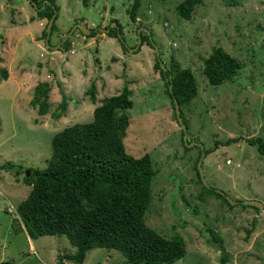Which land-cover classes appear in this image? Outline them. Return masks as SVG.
<instances>
[{"label": "rangeland", "instance_id": "374dc122", "mask_svg": "<svg viewBox=\"0 0 264 264\" xmlns=\"http://www.w3.org/2000/svg\"><path fill=\"white\" fill-rule=\"evenodd\" d=\"M133 1L57 0L59 16L47 42L50 20L39 16L30 0H0V69L8 73L6 80L0 73V166L12 162L24 172L46 168L53 136L67 126L91 122L102 99L127 85L134 106L127 111L126 149L136 157L149 153L157 173L146 223L168 238L179 233L186 242V255L173 264H264V213L228 205L203 186L196 169L198 157L217 141L264 137V0H204L190 20L178 14L181 0H142L136 22L129 14ZM113 19L123 26L129 50L104 32ZM83 21L102 31L95 37L79 27L72 32ZM139 29L152 32L154 48L147 41L139 44ZM215 46L243 64L219 86L209 84L204 73ZM157 55L168 66L175 57L197 78L198 95L182 106L181 116L190 144L199 141L203 149L183 145L182 126L154 68ZM42 82L51 84L45 115L30 103ZM92 84L96 103L87 94ZM63 94L68 108L58 117ZM203 169L208 185L234 201L264 203V154L257 146L243 139L220 145L204 157ZM24 172L0 168V262L56 264L60 256L76 253L67 236L31 238L24 228L14 230L18 205L32 190L23 181ZM63 264L76 263L65 259ZM82 264L128 263L116 249L94 248Z\"/></svg>", "mask_w": 264, "mask_h": 264}, {"label": "trees", "instance_id": "16d2710c", "mask_svg": "<svg viewBox=\"0 0 264 264\" xmlns=\"http://www.w3.org/2000/svg\"><path fill=\"white\" fill-rule=\"evenodd\" d=\"M36 1L41 8L38 9L39 16L49 20L55 16L52 27L54 30L59 16L57 0ZM203 2L204 0H181L177 5L178 14L190 20L196 6ZM141 5L142 0H134L129 9L133 22L137 21ZM113 21L116 26L109 24L104 32L108 36L118 37L123 50H129L123 26L117 19ZM98 30L101 29L92 28L87 36L95 37ZM46 35L47 31H44V36ZM152 36L151 31H142L140 45L147 41L154 48L156 43L150 41ZM68 40L69 37L62 45L65 50L68 49ZM171 62L172 65H166L165 70L161 65V57L157 55L154 68L160 72L178 120L175 100L182 110L183 105L198 95L199 87L190 68H183L175 57L171 58ZM242 66V62L224 47L215 46L205 59L204 73L209 84L219 86L232 80ZM0 73L5 80L8 78L5 69H0ZM50 91L51 84L48 82L39 83L34 89L30 103L37 107L39 115L50 111ZM87 94L94 103L97 102L95 84H92ZM131 95L132 90L126 85L119 94L102 99V103L94 109L91 122L76 123L56 133L52 138V156L46 168H30V174L26 175L27 170L22 171L21 165L9 162L0 166L1 169H15L16 175L24 172V183L32 186L31 192L18 205L19 217L15 219L17 226L14 224V230L24 228L31 238L65 235L76 247L75 254L60 256L56 264H63L65 259L82 264L88 252L94 248L116 249L125 256L128 264H173L186 255V242L181 234L176 233L168 238L146 223V213L153 197L152 181L157 173L149 153L136 157L126 149L124 138L130 126L127 111L134 106ZM67 108L68 102L63 94L56 116L63 115ZM184 123L186 124L185 121ZM183 136L184 131L182 141ZM242 139L257 146L258 151L264 154V137L239 136L217 141L215 148L205 151L206 155L220 145H230ZM183 145L189 148L184 141ZM199 159L200 156L196 163ZM196 169L199 172L197 164ZM203 186L230 206H250L243 204L241 200L232 204L214 187ZM254 208L258 210L257 207ZM214 240L221 241L217 237ZM0 264L12 262L1 261Z\"/></svg>", "mask_w": 264, "mask_h": 264}, {"label": "water", "instance_id": "95a60500", "mask_svg": "<svg viewBox=\"0 0 264 264\" xmlns=\"http://www.w3.org/2000/svg\"><path fill=\"white\" fill-rule=\"evenodd\" d=\"M32 2V5H34L36 8L40 9L38 7V3L36 0H30ZM54 21H55V16H52V18L50 19L49 21V25L47 27V42L49 41V36H50V33H51V30H52V27H53V24H54ZM116 26V22H113V25L112 27H115ZM79 27L81 29V31L88 35L90 32H91V28H89L85 21L81 22V23H78L73 29H72V32L77 28ZM109 30V29H108ZM141 32L142 29H139ZM143 31H147V29H143ZM72 34V33H71ZM70 34H68L69 36ZM141 42V40H140ZM141 44V43H139ZM60 45L54 47V48H59ZM158 49V48H157ZM162 67H164V69L166 70L167 67L165 66V63H161ZM175 110H176V114H177V118H178V122L181 124L182 126V129L184 131V136H183V141L184 143L189 146V147H192L193 145H199L201 149H203V145L198 143V141H193L192 144H190L189 142V139H188V129H187V125L184 123L183 119H182V116H181V109H180V104L177 100H175ZM204 157H206V153H202V156L198 162V170H199V174L201 176V179H202V182L204 183V185L206 186H210L208 185V183L206 182V179H205V175H204V169H203V161H204ZM30 174V171L27 170V173L26 175H29ZM221 194L225 195V197L227 198V200L234 204L235 201L228 195H226V193L222 190H218ZM242 203L243 204H246V205H250V206H254V207H257L259 209V211L261 213H264V203L261 202L260 200H257V199H245V200H242Z\"/></svg>", "mask_w": 264, "mask_h": 264}, {"label": "clouds", "instance_id": "9594fccd", "mask_svg": "<svg viewBox=\"0 0 264 264\" xmlns=\"http://www.w3.org/2000/svg\"><path fill=\"white\" fill-rule=\"evenodd\" d=\"M68 36V35H67ZM163 63V62H162ZM165 66H166V64H165ZM229 163H230V161H229Z\"/></svg>", "mask_w": 264, "mask_h": 264}, {"label": "crops", "instance_id": "0c3cea01", "mask_svg": "<svg viewBox=\"0 0 264 264\" xmlns=\"http://www.w3.org/2000/svg\"><path fill=\"white\" fill-rule=\"evenodd\" d=\"M59 10H60V9H59ZM104 27H105V26H104ZM104 27H103V28H104ZM102 34H103V33H102Z\"/></svg>", "mask_w": 264, "mask_h": 264}, {"label": "built area", "instance_id": "2783aa9c", "mask_svg": "<svg viewBox=\"0 0 264 264\" xmlns=\"http://www.w3.org/2000/svg\"><path fill=\"white\" fill-rule=\"evenodd\" d=\"M228 163H229V161H228Z\"/></svg>", "mask_w": 264, "mask_h": 264}, {"label": "flooded vegetation", "instance_id": "af4514ba", "mask_svg": "<svg viewBox=\"0 0 264 264\" xmlns=\"http://www.w3.org/2000/svg\"><path fill=\"white\" fill-rule=\"evenodd\" d=\"M198 143H199V141H198Z\"/></svg>", "mask_w": 264, "mask_h": 264}]
</instances>
